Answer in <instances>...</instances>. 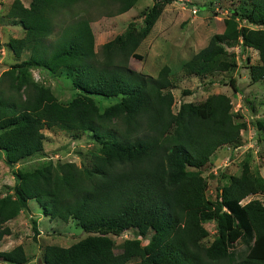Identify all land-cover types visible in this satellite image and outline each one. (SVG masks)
<instances>
[{"label": "trees", "instance_id": "obj_1", "mask_svg": "<svg viewBox=\"0 0 264 264\" xmlns=\"http://www.w3.org/2000/svg\"><path fill=\"white\" fill-rule=\"evenodd\" d=\"M137 1L11 2L5 17L23 35L6 47L16 58L28 56L0 74V161L14 180L0 195V239L11 232L7 223L34 199L44 216L74 219L86 232L69 246L48 243L42 264H264V204L256 198L241 202L264 192V177L246 156L240 173L226 176L209 199L200 174L217 147L243 142L246 121L230 111L223 93L198 104L182 102L173 112L170 68L163 65L152 76L130 67L131 57L142 59L136 49L163 9L178 0H152L138 15L140 26L131 20L123 33L94 48L92 21L124 13ZM221 22V32L183 63L186 74L233 70L236 56L227 48L240 46L256 50L259 61L249 66L250 81L264 86V0H239ZM34 68L64 76L79 94L59 102L49 87L33 81ZM233 83L228 82L236 91ZM91 95L119 100L99 111ZM51 126L91 131L100 154L89 167L47 160L13 169L43 157L42 130ZM256 126L264 130V121ZM208 221H214L215 232L205 243ZM126 230L147 241L125 238L116 250L109 235ZM0 260L23 264L28 256L16 244L0 249Z\"/></svg>", "mask_w": 264, "mask_h": 264}, {"label": "rangeland", "instance_id": "obj_2", "mask_svg": "<svg viewBox=\"0 0 264 264\" xmlns=\"http://www.w3.org/2000/svg\"><path fill=\"white\" fill-rule=\"evenodd\" d=\"M13 0H0V74L6 72L25 59V52L16 58L7 50L6 44L13 38L23 35L21 28H13L5 17ZM28 5L29 0H21ZM239 0H178L166 6L157 19L150 33L136 49V54L142 59L130 58L132 70L156 76L160 68H170L171 92L174 97L172 111L179 108L182 102L201 103L214 93H223L231 100L232 110L235 115H241L246 121V126L241 129L243 142L237 147L221 145L217 147L201 176L207 181L206 195L209 199L215 197L217 186L226 182V176L237 175L241 171L242 161L249 156L252 169H256L260 176L264 177V130L256 128L257 122L264 121V86L262 82H251L249 66L259 61L256 50L240 46L228 49L236 56V68L229 72H217L206 77L188 75L182 68L185 61L206 46L209 38L222 30L221 20L229 15L230 10L238 5ZM152 4V0H138L136 5L124 15H114L109 18L97 17L92 21V29L98 44L110 41L114 36L123 33L129 21L140 26L138 15ZM31 78L37 84L49 87L56 99L63 103H69L79 92L76 91L64 76H56L48 71L37 68L31 69ZM234 80L233 86H229V80ZM99 111L117 102L119 97L111 99L91 95ZM43 157H32L18 166H38L47 160L56 162H73L77 166L89 167L92 157L100 154V144L91 131H70L59 126H51L42 130ZM225 171V177H219L221 171ZM14 185L11 176V168L0 161V195H3L8 187ZM256 198L264 204V192L249 194L241 200L242 203ZM34 199L27 201V208L20 211L16 218L10 220V234L0 239V249L9 250L22 244L28 261L23 264H42L41 255L43 248L48 243H57L69 246L78 240L86 232L77 225L74 219L68 222L61 219L44 217ZM34 220V222H32ZM36 226V230L34 227ZM205 227L209 235L203 238L206 243L215 232L214 221H208ZM116 250L120 248L121 241L125 238H137L129 231L119 234H110ZM147 236L140 239V243L147 241ZM1 264H11L2 262ZM126 264H134L133 261Z\"/></svg>", "mask_w": 264, "mask_h": 264}, {"label": "crops", "instance_id": "obj_3", "mask_svg": "<svg viewBox=\"0 0 264 264\" xmlns=\"http://www.w3.org/2000/svg\"><path fill=\"white\" fill-rule=\"evenodd\" d=\"M29 1H30V0H29ZM137 2H138V1H137ZM22 3H23V2H22ZM23 4H24V3H23ZM24 6H28V5H25V4H24ZM132 8H133V7H132ZM132 8L129 9L128 11L124 12V13L117 14V15H124V14H126L127 12H129L130 10H132ZM164 9H165V8H164ZM164 9H163V11H164ZM159 16H160V15H159ZM158 18H159V17H158ZM156 21H157V20H156ZM156 21H155V22H156ZM9 23H10V22H9ZM156 23H157V22H156ZM156 23H155V24H156ZM10 25H11L13 28H15V27L21 28L19 25H12V23H11ZM91 26H92V23H91ZM153 27H154V26H153ZM13 39H16V38H13ZM96 43H97V42H96V38H95L94 48H95V46H96ZM99 45H100V44H98V46H99ZM101 45H102V44H101ZM7 50H8V49H7ZM130 60H131V59H130ZM213 153H214V152H213ZM213 153H212V154H213ZM212 154H211V156H212ZM29 200H30V199H29ZM29 200H28V201H29ZM26 208H27V207H26ZM40 212H41V211H40ZM44 217H46V216H44ZM47 217H48V216H47ZM48 218H49V217H48Z\"/></svg>", "mask_w": 264, "mask_h": 264}]
</instances>
